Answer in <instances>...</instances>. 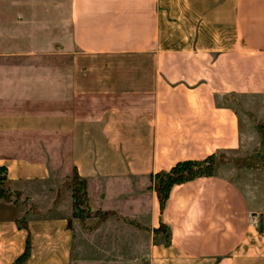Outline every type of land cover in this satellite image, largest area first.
<instances>
[{"label": "crops", "instance_id": "0c3cea01", "mask_svg": "<svg viewBox=\"0 0 264 264\" xmlns=\"http://www.w3.org/2000/svg\"><path fill=\"white\" fill-rule=\"evenodd\" d=\"M235 93L264 137V0H0V167L21 195L0 200V264H264V140ZM211 155L251 162L160 212L151 177ZM74 172L112 213L95 229L58 197Z\"/></svg>", "mask_w": 264, "mask_h": 264}, {"label": "trees", "instance_id": "16d2710c", "mask_svg": "<svg viewBox=\"0 0 264 264\" xmlns=\"http://www.w3.org/2000/svg\"><path fill=\"white\" fill-rule=\"evenodd\" d=\"M220 164L221 162L218 161L217 155H211L200 161L189 160L178 162L168 171H161L154 174L151 177L152 189L156 193L160 212L164 210L170 191L174 186L200 178L214 177L216 169ZM66 184L67 183L65 182L62 189L59 190L58 197L65 192V189L67 188ZM70 186L72 187V218L77 219L80 224L86 228V220L90 217L89 215L92 213V210L88 204L85 181L74 172ZM0 200L14 203H18L21 200L20 193L9 187L6 168L4 167H0ZM110 216H112V213L107 212L100 214L98 221L92 229L97 228L101 222ZM20 224L25 226L24 220H22ZM153 233L154 235L166 234L167 228L161 224L158 229L153 231ZM165 239L167 241L168 236H166ZM28 252L29 240L26 241L25 251L18 261L22 262L25 260L28 256Z\"/></svg>", "mask_w": 264, "mask_h": 264}, {"label": "rangeland", "instance_id": "374dc122", "mask_svg": "<svg viewBox=\"0 0 264 264\" xmlns=\"http://www.w3.org/2000/svg\"><path fill=\"white\" fill-rule=\"evenodd\" d=\"M245 95H238V94H231V95H227L225 96V100H223V104H226L227 106H231L236 112H238V114H245L247 116V118H250L251 123L254 124V126H258V130L260 131V139L263 141L264 137L263 135L261 136L262 133V126H260V124H258V120L256 117V114L258 112L257 109V105L256 102L254 100H248L245 98ZM250 98V97H249ZM251 148H253L249 153V155H252V151L255 150L257 148V146H255L254 144H252L250 146ZM251 157H254L253 155ZM217 159L218 161L221 162L220 165L223 164H234V165H241L242 161H246L247 159H242L239 156H231V157H226L224 155H217ZM247 161H250V157L248 158ZM73 175L72 177L66 181V186L67 188L65 189V191L67 193H70V195L72 194V187L70 186V183L72 181ZM10 187V186H9ZM11 188V187H10ZM85 216V215H84ZM90 217L86 220V222H88L89 224H93V226L95 225V223L98 221L100 213H94L92 211V213L89 215ZM76 221H78L76 219Z\"/></svg>", "mask_w": 264, "mask_h": 264}]
</instances>
